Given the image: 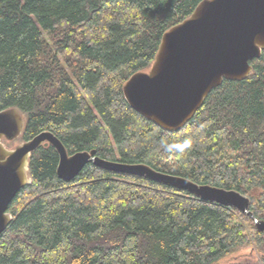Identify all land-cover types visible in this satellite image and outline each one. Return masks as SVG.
<instances>
[{"label": "trees", "instance_id": "trees-1", "mask_svg": "<svg viewBox=\"0 0 264 264\" xmlns=\"http://www.w3.org/2000/svg\"><path fill=\"white\" fill-rule=\"evenodd\" d=\"M202 1L0 0V111L22 114L16 142L50 132L69 156L94 151L236 191L264 221V51L246 79L224 80L175 133L122 94L151 68L163 34ZM58 160L51 146L31 154V183L7 210L0 264H220L251 246L264 264L263 234L246 215L92 164L64 182Z\"/></svg>", "mask_w": 264, "mask_h": 264}, {"label": "water", "instance_id": "water-1", "mask_svg": "<svg viewBox=\"0 0 264 264\" xmlns=\"http://www.w3.org/2000/svg\"><path fill=\"white\" fill-rule=\"evenodd\" d=\"M264 51V0H203L188 19L163 34L147 72L133 74L123 85L127 105L158 128L175 133L202 107L209 93L223 81L238 82L251 73L250 62ZM25 120L19 110L0 111V236L12 217L7 213L15 196L31 181L29 159L41 147L58 154L56 176L72 181L87 164L108 172L137 176L185 191L210 203L229 207L249 217L263 234L264 221L250 212V200L236 191L197 185L187 179L157 172L144 164L126 165L96 158L94 151L68 155L50 132H42L13 149Z\"/></svg>", "mask_w": 264, "mask_h": 264}, {"label": "rangeland", "instance_id": "rangeland-1", "mask_svg": "<svg viewBox=\"0 0 264 264\" xmlns=\"http://www.w3.org/2000/svg\"><path fill=\"white\" fill-rule=\"evenodd\" d=\"M4 144H5L6 148L13 149L15 146L21 144V142L20 143H17L16 141L7 142V143L4 142ZM253 193H256L255 196L258 195L257 192H252V194ZM245 197H247V196H245ZM262 254H263L262 250L254 247V246H251V247H248L246 249H242V250L232 252L230 255H228L223 260H221L220 264H233V263L256 264L259 261L260 257L262 256Z\"/></svg>", "mask_w": 264, "mask_h": 264}]
</instances>
